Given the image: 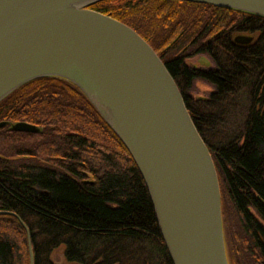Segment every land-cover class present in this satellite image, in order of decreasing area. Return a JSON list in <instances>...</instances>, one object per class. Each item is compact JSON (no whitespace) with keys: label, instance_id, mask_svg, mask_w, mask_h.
I'll return each mask as SVG.
<instances>
[{"label":"trees","instance_id":"1","mask_svg":"<svg viewBox=\"0 0 264 264\" xmlns=\"http://www.w3.org/2000/svg\"><path fill=\"white\" fill-rule=\"evenodd\" d=\"M172 75L212 156L230 264H264V17L184 0H102ZM207 55L211 66L186 59ZM196 81L210 84L195 97ZM0 264H172L131 155L71 82L38 77L0 101ZM25 224L26 228L23 226ZM28 231V232H27Z\"/></svg>","mask_w":264,"mask_h":264},{"label":"water","instance_id":"2","mask_svg":"<svg viewBox=\"0 0 264 264\" xmlns=\"http://www.w3.org/2000/svg\"><path fill=\"white\" fill-rule=\"evenodd\" d=\"M98 1L0 0V101L38 77L71 82L131 155L172 264H230L216 168L172 75L137 31L89 8ZM184 1L264 17V0Z\"/></svg>","mask_w":264,"mask_h":264},{"label":"rangeland","instance_id":"3","mask_svg":"<svg viewBox=\"0 0 264 264\" xmlns=\"http://www.w3.org/2000/svg\"><path fill=\"white\" fill-rule=\"evenodd\" d=\"M186 62L189 65H192L195 67H200V68L212 65V61L207 55H198V56H195L192 58H188V59H186ZM211 90H212V87L210 86V84H208L206 82H202V81H196L194 88H193L191 93L195 97H204ZM53 260H54L55 264L61 263V258H60L59 252H56L53 255ZM239 264H242V263H239Z\"/></svg>","mask_w":264,"mask_h":264}]
</instances>
